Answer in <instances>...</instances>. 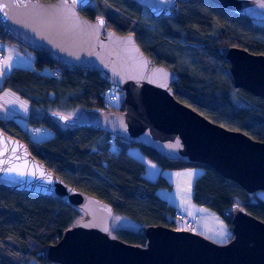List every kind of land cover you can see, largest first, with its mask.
I'll list each match as a JSON object with an SVG mask.
<instances>
[{
    "label": "trees",
    "instance_id": "trees-1",
    "mask_svg": "<svg viewBox=\"0 0 264 264\" xmlns=\"http://www.w3.org/2000/svg\"><path fill=\"white\" fill-rule=\"evenodd\" d=\"M90 2L94 5L89 3L80 11L83 17H102L107 29L132 34L148 58L176 74L170 88L176 101L215 125L264 142V100L233 88L228 62L219 54L221 48L235 47L264 56V22L235 15L206 0L178 3L170 16L159 18L128 0ZM0 42L14 46L34 66L33 70L13 69L0 87V93L9 89L23 101L28 129L6 116L0 117V130L22 142L33 158L65 184L110 205L113 216L137 225L136 230L116 228L111 237L145 247L142 229L147 226L184 230L172 219L175 208L156 194L157 189L171 185L160 175L146 178L145 165L129 153L130 148L161 170L201 168L193 183V200L220 215L229 230L224 213L234 205L264 223V197L247 194L207 166L168 160L95 128L61 124L50 115L92 108L121 112L122 100L111 101L103 95L111 88L100 73L62 66L52 55L12 40L1 25ZM43 68L51 73L41 74ZM38 127L51 136L34 141L31 135ZM109 141L116 147L113 153ZM81 216L80 210L65 202L0 187V264H49L40 257L42 248L56 244Z\"/></svg>",
    "mask_w": 264,
    "mask_h": 264
},
{
    "label": "water",
    "instance_id": "water-1",
    "mask_svg": "<svg viewBox=\"0 0 264 264\" xmlns=\"http://www.w3.org/2000/svg\"><path fill=\"white\" fill-rule=\"evenodd\" d=\"M153 18L168 17L187 0H128ZM235 15L264 22V0H206ZM90 0H0V25L12 40L41 50L68 68L96 71L123 93L121 112L82 109L76 117L52 113L69 127L95 128L149 148L171 161L197 163L234 182L247 194L264 193V142L215 125L176 101V74L155 64L132 34L106 28L102 17L80 14ZM104 23L100 24L99 21ZM234 89L264 100V56L225 47ZM0 187L65 202L79 217L42 260L52 264H264V223L234 205L224 213L231 240L215 244L199 234L162 226L142 229L145 247L110 237V205L65 184L26 146L0 130Z\"/></svg>",
    "mask_w": 264,
    "mask_h": 264
},
{
    "label": "rangeland",
    "instance_id": "rangeland-1",
    "mask_svg": "<svg viewBox=\"0 0 264 264\" xmlns=\"http://www.w3.org/2000/svg\"><path fill=\"white\" fill-rule=\"evenodd\" d=\"M93 6L94 2H90ZM0 48L4 51L3 62L0 64V87L3 82V78L8 75L13 69L21 68L33 70L34 66L30 59H28L21 51L17 50L14 52L13 49H9L8 45L0 42ZM14 48V47H12ZM7 65V67H5ZM41 74L49 75L51 71L48 68H43L40 71ZM13 98L16 102H20L24 104L23 101H17V95L11 90L6 89L5 93L0 96V117L9 116L10 119L16 121L24 130H27L29 125L27 120H24L20 114L17 112L19 108L16 107L15 103H11L9 100ZM115 105L117 103H114ZM25 105V104H24ZM23 106V105H22ZM82 110V109H81ZM79 109H75L74 112L64 113L65 116L68 117H76L78 113L81 111ZM27 116V108L25 109ZM15 113H18L16 115ZM22 113V111H21ZM61 123V122H60ZM62 124V123H61ZM64 125V124H63ZM66 126V125H65ZM39 132L42 131L41 128H37ZM48 134L51 133L49 131L44 130ZM31 135V134H30ZM49 135L40 136L37 135L34 137V141H42L44 138H49ZM32 137V135H31ZM129 153L140 160L146 168V172L144 176L148 179L154 180L158 175L165 178V180L171 185L169 189L167 188H159L156 190V194L163 200L167 201L173 207H179L186 216L193 218L194 216H198V220L195 224L188 229L189 232L199 234L205 239L218 244L223 245L226 243L227 238L231 236V232L227 223L224 219L218 215L216 212L208 209L207 207L201 206L194 202L193 200V183L194 180L202 173V169L198 167L187 168L184 171H171V170H160L156 167L155 164L147 160L145 157L140 155L137 152L136 148H130ZM151 167L155 169V172H152ZM157 168V169H156ZM258 196L264 197L262 193H257ZM176 226L179 229L186 228L180 222L175 221ZM126 226L129 229L136 230L137 225L132 221L121 217L119 215L113 216V219L110 223V235L113 236V231L116 228ZM224 233V235H221ZM110 236V237H111Z\"/></svg>",
    "mask_w": 264,
    "mask_h": 264
},
{
    "label": "built area",
    "instance_id": "built-area-1",
    "mask_svg": "<svg viewBox=\"0 0 264 264\" xmlns=\"http://www.w3.org/2000/svg\"><path fill=\"white\" fill-rule=\"evenodd\" d=\"M3 58H4V55L0 51V64L3 62ZM110 88H111V92L106 91L103 93V95H107L109 97V100H111V101H117L118 99L122 98L121 94L117 88L112 87V86H110ZM33 132H34V130L32 131V133ZM109 145H110L109 146L110 152H112V153L115 152L116 147L112 141H109ZM172 219H174L177 222H180L184 228L189 229L198 220V216H194L193 218H190V217L186 216L184 213H182L181 211L174 209ZM50 264H52V263H50Z\"/></svg>",
    "mask_w": 264,
    "mask_h": 264
},
{
    "label": "crops",
    "instance_id": "crops-1",
    "mask_svg": "<svg viewBox=\"0 0 264 264\" xmlns=\"http://www.w3.org/2000/svg\"><path fill=\"white\" fill-rule=\"evenodd\" d=\"M6 45H8V47H9V49H13L14 50V52H16L17 50H16V48L14 47V46H12V45H9V44H6ZM1 47V46H0ZM12 47H14V48H12ZM0 50H1V48H0ZM17 53V52H16ZM5 54V53H4ZM3 93H5V91H3L2 93H0V96L3 94ZM11 103H15V105H16V107L17 108H19V110L17 111L19 114H20V116L24 119V120H26V118H27V116H26V111H25V109H26V106L24 105V104H21L20 102H16L13 98H10V100H9ZM17 101H19L18 100V98H17ZM23 105V106H22ZM21 111H22V113H21ZM18 113H15L16 115H18ZM46 134V136L47 135H49L47 132H45L44 130H42L41 132H39V130H36L33 134H32V136L33 137H35V136H37V135H40V136H43V135H45ZM157 167V166H156ZM158 168V167H157ZM156 168V169H157ZM151 169H152V172H155V169L153 168V167H151ZM161 170V169H160ZM185 169H182L181 171H184ZM178 171V170H177ZM175 209H177L178 211H181V212H183L179 207H174Z\"/></svg>",
    "mask_w": 264,
    "mask_h": 264
},
{
    "label": "snow or ice",
    "instance_id": "snow-or-ice-1",
    "mask_svg": "<svg viewBox=\"0 0 264 264\" xmlns=\"http://www.w3.org/2000/svg\"><path fill=\"white\" fill-rule=\"evenodd\" d=\"M261 6L264 7V4H262ZM99 23H100V24H103L104 21H103V20H100ZM5 67H7V65H5ZM0 71H2V69H0ZM221 235H224V233H221Z\"/></svg>",
    "mask_w": 264,
    "mask_h": 264
},
{
    "label": "bare ground",
    "instance_id": "bare-ground-1",
    "mask_svg": "<svg viewBox=\"0 0 264 264\" xmlns=\"http://www.w3.org/2000/svg\"><path fill=\"white\" fill-rule=\"evenodd\" d=\"M119 92H120V94H121V97H122L121 100H122V99H123V93H122L121 91H119Z\"/></svg>",
    "mask_w": 264,
    "mask_h": 264
}]
</instances>
